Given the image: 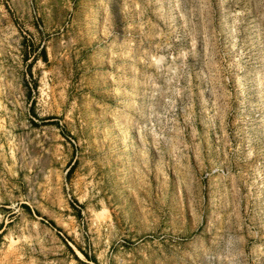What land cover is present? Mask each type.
<instances>
[{
    "label": "rangeland",
    "instance_id": "374dc122",
    "mask_svg": "<svg viewBox=\"0 0 264 264\" xmlns=\"http://www.w3.org/2000/svg\"><path fill=\"white\" fill-rule=\"evenodd\" d=\"M0 264H264V0H0Z\"/></svg>",
    "mask_w": 264,
    "mask_h": 264
},
{
    "label": "trees",
    "instance_id": "16d2710c",
    "mask_svg": "<svg viewBox=\"0 0 264 264\" xmlns=\"http://www.w3.org/2000/svg\"><path fill=\"white\" fill-rule=\"evenodd\" d=\"M42 49V51H43V53H44V56H45V51H44V49L43 48H41Z\"/></svg>",
    "mask_w": 264,
    "mask_h": 264
}]
</instances>
